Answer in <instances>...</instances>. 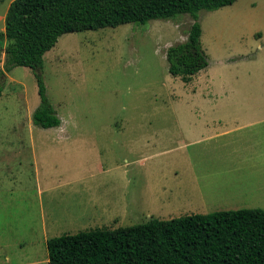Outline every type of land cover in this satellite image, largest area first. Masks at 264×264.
Segmentation results:
<instances>
[{"label":"rangeland","instance_id":"obj_1","mask_svg":"<svg viewBox=\"0 0 264 264\" xmlns=\"http://www.w3.org/2000/svg\"><path fill=\"white\" fill-rule=\"evenodd\" d=\"M11 1L0 0V32ZM192 21L180 14L59 36L41 71L56 127L33 123L34 72L7 71L2 54L0 264H48L46 240L62 234L264 208V159L246 157L253 151L237 133L201 140L218 125L212 118L246 113L210 105L264 106V0L199 11L208 65L185 83L165 53Z\"/></svg>","mask_w":264,"mask_h":264},{"label":"trees","instance_id":"obj_2","mask_svg":"<svg viewBox=\"0 0 264 264\" xmlns=\"http://www.w3.org/2000/svg\"><path fill=\"white\" fill-rule=\"evenodd\" d=\"M235 0H12L0 32V59L7 71L30 67L40 102L35 125L50 128L60 118L48 100L42 57L64 33L145 24L180 14L192 18L185 41L169 46L168 72L189 82L208 65L200 42V10ZM3 86L0 85V95ZM48 264H264V208H238L100 227L46 240Z\"/></svg>","mask_w":264,"mask_h":264},{"label":"crops","instance_id":"obj_3","mask_svg":"<svg viewBox=\"0 0 264 264\" xmlns=\"http://www.w3.org/2000/svg\"><path fill=\"white\" fill-rule=\"evenodd\" d=\"M206 110V109H202ZM217 112V111H244L239 115V117L233 118L232 123H230L225 115L222 117H226L222 119V117L214 120L213 118L210 120V123H215L217 121V126H212L210 129V133L207 136L201 137V140L204 138L215 137V138H224L225 140L232 136V134L241 136V139L245 143H248L249 148L254 152L256 146L263 144L262 148L259 151L247 152L245 154L248 158L254 159H264V106L262 105H210L207 108V111ZM254 112H258L255 114ZM258 126V128H254ZM243 138V139H242ZM247 138V139H246ZM251 138H255L254 142H248L246 140H251ZM227 170H220L221 173H225ZM259 170H254L253 174L257 175ZM251 174V173H250ZM226 210V209H225Z\"/></svg>","mask_w":264,"mask_h":264}]
</instances>
